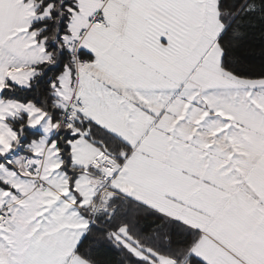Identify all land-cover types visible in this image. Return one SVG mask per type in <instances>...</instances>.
I'll use <instances>...</instances> for the list:
<instances>
[{
	"label": "snow or ice",
	"instance_id": "6c2138e0",
	"mask_svg": "<svg viewBox=\"0 0 264 264\" xmlns=\"http://www.w3.org/2000/svg\"><path fill=\"white\" fill-rule=\"evenodd\" d=\"M0 264H264V0H0Z\"/></svg>",
	"mask_w": 264,
	"mask_h": 264
}]
</instances>
